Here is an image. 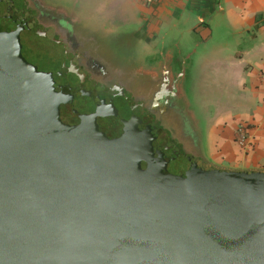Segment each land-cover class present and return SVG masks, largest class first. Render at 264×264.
Masks as SVG:
<instances>
[{"label": "water", "instance_id": "obj_1", "mask_svg": "<svg viewBox=\"0 0 264 264\" xmlns=\"http://www.w3.org/2000/svg\"><path fill=\"white\" fill-rule=\"evenodd\" d=\"M21 1L0 0V264H264V170L199 162L182 115L161 149L160 124L80 108Z\"/></svg>", "mask_w": 264, "mask_h": 264}, {"label": "flooded vegetation", "instance_id": "obj_2", "mask_svg": "<svg viewBox=\"0 0 264 264\" xmlns=\"http://www.w3.org/2000/svg\"><path fill=\"white\" fill-rule=\"evenodd\" d=\"M21 6L57 46L54 51H60L46 66L62 70L63 83L78 92L80 108L91 103L114 104L126 118L135 115L147 124H160L166 130L156 139L161 149L172 140L164 127L170 115H182L188 128L189 116L181 111L186 72L180 63L163 59L158 50L149 57L144 43L124 33L112 20L99 22L71 6H52L50 0H22ZM192 125V131L187 130L196 138L199 162H209L202 156V138L194 118ZM181 151L169 165L174 173L184 171L192 162L191 155Z\"/></svg>", "mask_w": 264, "mask_h": 264}, {"label": "crops", "instance_id": "obj_3", "mask_svg": "<svg viewBox=\"0 0 264 264\" xmlns=\"http://www.w3.org/2000/svg\"><path fill=\"white\" fill-rule=\"evenodd\" d=\"M128 1L137 14L142 37L137 40L154 43L163 59L180 62L176 50H182V41L163 48L162 30L171 25L186 26L190 35L207 29L204 39L222 41L217 51H202L201 57L227 69L239 95L232 107L212 117L202 139V156L222 167L264 170V0ZM240 124L248 127L247 146L236 138Z\"/></svg>", "mask_w": 264, "mask_h": 264}, {"label": "rangeland", "instance_id": "obj_4", "mask_svg": "<svg viewBox=\"0 0 264 264\" xmlns=\"http://www.w3.org/2000/svg\"><path fill=\"white\" fill-rule=\"evenodd\" d=\"M50 5L71 6L74 11L87 14L99 22L112 20L116 26L123 29L124 33L135 32L138 39L142 38L137 31L136 10L128 0H50ZM186 29L183 25L164 28L162 40L166 45L164 44L163 48L168 50L174 42L182 41L180 45L182 50H176L180 58V69L186 72L185 92L182 95L185 109L181 111L190 119L186 129L192 131L193 118L198 120L200 136L204 139L205 132L213 121L212 117L220 110L232 107V102L239 93L235 87V80L227 69L216 64L212 65L207 62V57H201L202 51H217L222 41L204 39L207 29L192 35L188 34ZM143 45L146 50L144 53L154 57L152 56L155 53L154 43ZM232 46L235 47L233 44ZM190 115H193L192 120Z\"/></svg>", "mask_w": 264, "mask_h": 264}, {"label": "built area", "instance_id": "obj_5", "mask_svg": "<svg viewBox=\"0 0 264 264\" xmlns=\"http://www.w3.org/2000/svg\"><path fill=\"white\" fill-rule=\"evenodd\" d=\"M236 138L238 142L243 145L247 146L249 143V133H248V127L244 124L238 125L236 128Z\"/></svg>", "mask_w": 264, "mask_h": 264}]
</instances>
